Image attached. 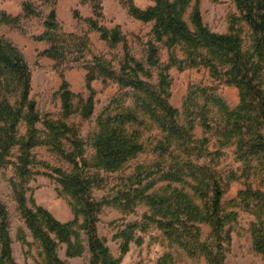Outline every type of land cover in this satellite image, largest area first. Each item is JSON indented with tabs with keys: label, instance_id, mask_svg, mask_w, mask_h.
<instances>
[{
	"label": "trees",
	"instance_id": "trees-1",
	"mask_svg": "<svg viewBox=\"0 0 264 264\" xmlns=\"http://www.w3.org/2000/svg\"><path fill=\"white\" fill-rule=\"evenodd\" d=\"M43 1L51 2L53 9L43 23V32L34 40L48 44L38 57L53 61L61 80L57 92L61 102L59 119L38 114L35 102L30 99V69L22 53L0 37V170L10 164L12 151L18 146L17 181L11 180L10 185L20 216L33 244L39 248L40 264H64L57 255L61 244L66 245L67 258L80 257L85 249L79 239L80 229L87 238L89 264H120L132 242L138 246L143 243L135 231L146 232L150 226L169 245L190 257L202 256L207 264H226L231 239L225 228L237 214L225 213L222 200L231 182L239 177L233 173L224 177L217 170L218 161L224 149L234 147L236 159L244 166L242 178L246 182L254 166L264 173V0H233L236 13L229 16L227 31L222 34L203 24L197 5L190 16L191 24L185 22L191 0H150L154 5L146 10L137 8L133 0H120L130 17L153 23L146 64L133 57L119 26L112 30L99 26L103 19L102 0H80L92 9V16L86 19L89 29L99 32L110 49L123 43L124 56L119 67L92 53L86 34L64 32L57 20L56 0ZM21 8L22 16L0 10V27L19 29L23 17L38 16L30 3H23ZM74 16L78 18L77 13ZM157 43L167 49L168 65L160 64ZM88 56L84 69L89 95L75 110L72 102L81 96L71 92L65 73ZM171 67L179 71L208 70L214 81L238 91V104L229 107L213 88L190 87L181 112L178 111L169 102ZM152 68L158 71L156 85L150 81ZM98 80L104 86L116 84L119 93L96 120L90 137L94 154L87 159L86 144L79 137L78 128L66 121L77 113L82 120L92 116L96 95L92 84ZM11 97L15 99L13 103ZM126 98H130L131 104H127ZM199 98L203 105L198 103ZM209 105L220 114V122L215 126L209 119ZM23 120L26 132L18 138V126ZM38 123L46 132L43 141L36 128ZM197 124L202 129L201 139L194 135ZM152 129H157L160 136L152 140L150 151L157 154L161 163L151 172L142 173L143 169L138 168L125 189L116 191L110 198L96 199L93 191L104 187L106 175L120 172L129 161L146 151L142 138ZM209 133L215 137L213 150L206 147ZM63 141L70 144V151L63 147ZM42 144L51 145L72 166L70 171H65L42 164L51 171L48 177L56 182L58 197L68 198L73 214L71 222H59L31 196L26 197L31 192L30 167L38 164L31 151ZM160 183L165 185L157 187ZM237 199L254 215L249 231L253 249L264 261V192L253 190L246 183ZM253 203L255 206L251 208ZM139 205L146 208L142 221L128 223L119 232V254L113 257L104 239L98 236V217L104 207H114L126 217ZM203 224L211 228L209 242L201 240ZM18 238L32 247L21 231ZM161 263L160 260L158 264ZM0 264H16L8 213L1 200ZM164 264H172L171 258L166 257Z\"/></svg>",
	"mask_w": 264,
	"mask_h": 264
},
{
	"label": "rangeland",
	"instance_id": "rangeland-1",
	"mask_svg": "<svg viewBox=\"0 0 264 264\" xmlns=\"http://www.w3.org/2000/svg\"><path fill=\"white\" fill-rule=\"evenodd\" d=\"M174 2L175 0H170ZM30 3L38 12V16L22 18L20 28L0 27V37L9 40L23 55L31 72L30 99L36 104V111L39 115H50L54 120L59 119L61 113V102L58 89L61 80L58 73L54 70V62L47 58H39L38 54L48 48L46 42H36L35 37L43 32V23L53 9L52 3H44L43 0H0V10L12 16H22V4ZM134 5L146 10L154 5L150 0H133ZM197 5L202 22L212 32L225 33L228 28V18L236 13V6L233 0H191L189 7L184 15L185 22L190 25V16ZM103 19L99 21V26L108 30L119 26L126 42L130 48L133 57L146 64L147 43L153 39V23H142L129 16L127 9L120 0H102ZM57 20L66 33L86 34L90 40L91 51L95 55L103 56L111 61L114 66L119 67L123 60V43L115 48L109 46L101 40L99 32L91 31L86 23V19L92 16V9L88 3H81L80 0H56L54 6ZM75 13L78 18H75ZM158 48V58L162 66L168 65V51L162 44H156ZM90 56L86 57L80 64L65 73V79L70 86V90L75 95H80L81 99L75 98L72 102L75 110H78L89 93L85 86L86 71L84 67ZM153 78L150 80L154 85L157 84V73L155 68L151 69ZM170 77V104L173 108L181 112L182 104L187 97L190 87L213 88L216 94L223 99L229 107H235L238 104V91L234 87L220 85L214 81L208 70L204 68L187 69L179 71L176 67H171L168 71ZM93 89L96 92L94 111L90 118L82 120L79 114L70 117L66 122L73 127L78 128L79 137L85 142V157L90 159L94 154L90 145V137L96 127V120L109 104L110 100L119 93L118 86L110 83L104 86L100 80L95 81ZM14 102V97L10 98ZM127 104H131L130 98H126ZM198 103L203 105L202 98ZM209 119L215 126L220 122V114L217 109L209 105ZM41 140H45V129L41 123L36 124ZM26 132V123L23 120L18 126V138H22ZM196 138L201 139L202 129L199 124L194 131ZM157 129L147 131L143 135V142L147 147L146 151L129 161L126 166L118 173L105 176L104 187L93 191V196L100 200L104 197H112L116 191L125 189L134 177L138 168H142V173L153 171L160 163L157 154L150 151L153 139L159 138ZM210 139L209 147H215V137L211 133L207 134ZM63 147L70 151V144L63 141ZM49 144H42L31 153L38 164L32 165V178L28 184L31 192L26 194L34 199L38 206L48 210L51 215L61 223H68L73 220V214L68 205V198L58 197L56 189L57 184L51 180L48 175L51 171L42 164L53 168H61L70 171L72 166L55 153ZM224 155L218 161L217 170L226 177L231 173L239 177L231 182L230 187L222 200V207L225 213L234 212L237 217L226 226V232L229 234L231 242L226 254V264H264L262 257L253 249L252 236L249 228L254 221V215L251 209H247L237 199L238 194L245 190L246 183L255 191L264 192V173L260 167L254 166L249 172L250 177L245 181L242 178L244 173L243 164L236 159L234 147L223 150ZM19 156V147H15L9 158L10 164L0 170V200L5 205L8 213L9 232L12 240L13 258L16 264H40L39 248L33 244L30 232L26 228L23 219L18 211L17 203L14 199L10 181H17L15 165ZM40 163V164H39ZM253 165H256L254 162ZM165 183L158 184L157 187L164 186ZM178 185H175V187ZM255 206L253 203L251 208ZM146 212V208L139 205L134 213L123 217L120 210L114 207H104L99 215L97 224L98 236L105 241L113 257H117L121 239L118 237L120 231L125 229L126 224L140 223ZM82 218L79 224H82ZM201 240L209 242L211 234L210 226L200 225ZM22 232L25 241L33 244L31 248L24 245L18 238L19 232ZM79 239L84 246V252L80 257L67 258L65 255L66 245L61 244L57 250L59 259L64 264H89L90 254L87 249V238L83 230H78ZM136 237L143 239L142 245L138 246L134 242L130 244L128 253L123 257L120 264H161L171 258L172 264H207L202 256L190 257L186 252L169 245L164 241L160 233L154 226H150L146 232L135 231ZM168 255V256H167Z\"/></svg>",
	"mask_w": 264,
	"mask_h": 264
}]
</instances>
